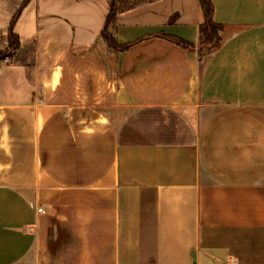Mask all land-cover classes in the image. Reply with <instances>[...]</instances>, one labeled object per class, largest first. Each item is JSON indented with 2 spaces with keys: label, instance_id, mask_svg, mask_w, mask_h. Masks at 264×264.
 <instances>
[{
  "label": "crops",
  "instance_id": "1",
  "mask_svg": "<svg viewBox=\"0 0 264 264\" xmlns=\"http://www.w3.org/2000/svg\"><path fill=\"white\" fill-rule=\"evenodd\" d=\"M12 11H0V50ZM28 0L0 62V264H264V0ZM158 35L194 44L193 50ZM40 210V211H38Z\"/></svg>",
  "mask_w": 264,
  "mask_h": 264
},
{
  "label": "trees",
  "instance_id": "2",
  "mask_svg": "<svg viewBox=\"0 0 264 264\" xmlns=\"http://www.w3.org/2000/svg\"><path fill=\"white\" fill-rule=\"evenodd\" d=\"M27 1L28 0H25L22 3V5L18 8V10L16 11L15 15L13 16L10 22V26L7 32L8 45L4 50H0V62L3 61L5 58H7L19 45L18 37L13 33L12 27L19 15L21 8L26 4ZM110 1H111V6L105 20V25L101 31V38L104 40V42L107 44L110 50L117 52H124L131 45H133L138 41L121 45L116 42L112 34L108 31V27L111 24H114L115 17L117 14L115 1L114 0H110ZM198 5L201 11L202 20L198 27L199 36H198V44L196 49L198 51L201 49L211 50L219 45L220 32L223 30V26L214 22L213 20L214 8L210 0H198ZM158 36H161L166 40H168L169 42L181 46L188 50H193L195 48L194 44H191L189 42H186L182 39L173 36H166V35H158Z\"/></svg>",
  "mask_w": 264,
  "mask_h": 264
},
{
  "label": "rangeland",
  "instance_id": "3",
  "mask_svg": "<svg viewBox=\"0 0 264 264\" xmlns=\"http://www.w3.org/2000/svg\"><path fill=\"white\" fill-rule=\"evenodd\" d=\"M116 9H125L150 0H114ZM17 0H0V11L6 13L12 11Z\"/></svg>",
  "mask_w": 264,
  "mask_h": 264
},
{
  "label": "built area",
  "instance_id": "4",
  "mask_svg": "<svg viewBox=\"0 0 264 264\" xmlns=\"http://www.w3.org/2000/svg\"><path fill=\"white\" fill-rule=\"evenodd\" d=\"M38 211H40V210H38Z\"/></svg>",
  "mask_w": 264,
  "mask_h": 264
}]
</instances>
